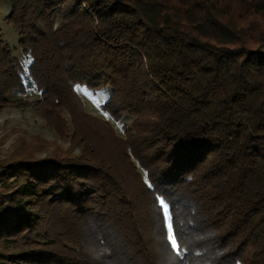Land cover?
<instances>
[{
  "label": "trees",
  "instance_id": "16d2710c",
  "mask_svg": "<svg viewBox=\"0 0 264 264\" xmlns=\"http://www.w3.org/2000/svg\"><path fill=\"white\" fill-rule=\"evenodd\" d=\"M8 1L31 61L0 31V111L32 105L71 148L0 159V264H264V0ZM78 85L111 88L123 137Z\"/></svg>",
  "mask_w": 264,
  "mask_h": 264
},
{
  "label": "rangeland",
  "instance_id": "374dc122",
  "mask_svg": "<svg viewBox=\"0 0 264 264\" xmlns=\"http://www.w3.org/2000/svg\"><path fill=\"white\" fill-rule=\"evenodd\" d=\"M233 6L235 8H237V6L245 8L247 5ZM10 12L11 2L8 0L1 2L0 31L5 41L12 49L13 54L23 63L24 67L27 68L31 60L21 51L18 32L6 22V18ZM246 18L248 20L253 19L258 25H264V17H261L260 15L253 14V16H247ZM58 23L59 20L56 19L55 24L58 25ZM259 48L264 50V44L260 45ZM25 79L26 82L29 83L26 75ZM76 90L84 103L85 111L89 115L108 121L114 127L119 136H124L123 124L131 125L133 117L125 116L120 121H116L101 108V105L108 100L111 94L110 87L94 92L88 90L85 86L78 85ZM39 96L40 94L35 87L30 86L25 95L15 93L10 95L9 98L12 101L21 98H25L27 101H33L39 98ZM65 118L68 121L71 119L68 113H65ZM70 148V137L60 136L55 129L45 121L41 113H39L32 105L12 102L0 111V159L13 161L20 159L27 153L33 154L37 159H42L48 157V155L56 150L64 152ZM81 151V144H77L72 149L74 155H80ZM142 173L144 174V172ZM1 182L2 180L0 183ZM10 199V194H7L4 201H9Z\"/></svg>",
  "mask_w": 264,
  "mask_h": 264
},
{
  "label": "snow or ice",
  "instance_id": "6c2138e0",
  "mask_svg": "<svg viewBox=\"0 0 264 264\" xmlns=\"http://www.w3.org/2000/svg\"><path fill=\"white\" fill-rule=\"evenodd\" d=\"M160 205H163L162 208V215L166 223V232H167V241H170V251L172 253H175V255L178 257L180 255V250H178L177 247V238L172 235L173 233V217L169 214L170 206L166 205V202L164 200L159 201ZM178 227V226H177ZM181 244H183V241L181 239Z\"/></svg>",
  "mask_w": 264,
  "mask_h": 264
}]
</instances>
